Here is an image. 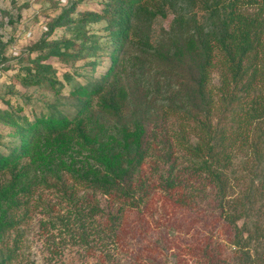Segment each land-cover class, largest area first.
<instances>
[{
	"label": "trees",
	"instance_id": "1",
	"mask_svg": "<svg viewBox=\"0 0 264 264\" xmlns=\"http://www.w3.org/2000/svg\"><path fill=\"white\" fill-rule=\"evenodd\" d=\"M176 1L185 4L176 13L180 25L163 33L158 44L148 33L159 14L156 0H97L101 8L82 11L79 19L70 9L61 25L84 29L82 37L41 42L44 55L36 71L27 72L26 86L39 85L56 95L64 92L57 71L44 63L50 57L88 60L95 68L96 59L108 56L112 64L100 77H84L82 71L66 76L73 84L69 95L79 102L74 113L54 103L34 107L31 116L9 103L0 110V122L11 128L8 141L0 142V264H34L23 251V228L32 209L39 207L62 223L72 215L80 220L105 217L104 225L95 228L99 239L110 238L111 258L120 263L126 251L121 241L126 208H142L150 195L143 166L157 131L163 132V158L169 164L157 187L171 197L188 173L205 177L235 230L232 246L243 255L239 264H260L264 0ZM101 21L107 23L105 41L87 29ZM134 44L142 63L124 71L122 52ZM218 63L220 84L214 89L212 70ZM80 75L84 82H71ZM95 110L120 122V128L104 137L94 134ZM172 125L179 133L175 149L168 136ZM55 187L61 192L58 203L69 207L66 216L56 217L58 203L46 206L36 200L38 192ZM95 194L114 208L106 210ZM171 256L172 264L181 263L180 255Z\"/></svg>",
	"mask_w": 264,
	"mask_h": 264
},
{
	"label": "rangeland",
	"instance_id": "2",
	"mask_svg": "<svg viewBox=\"0 0 264 264\" xmlns=\"http://www.w3.org/2000/svg\"><path fill=\"white\" fill-rule=\"evenodd\" d=\"M100 8L97 0H0V110L6 109L9 103L14 107H23V112L31 116L34 107H46L48 103H54L66 112H75L79 102L69 95L73 84L65 80L66 76L82 71L84 77L89 74L100 77L112 64L110 57L96 59L95 68L88 60L77 63L66 62L59 57L44 60V63L53 66L58 79L65 84L64 92L60 95L45 91L39 85L26 86L24 78L27 72L36 71L34 67L39 57L44 55L43 50L39 49L43 40L51 42L65 36L82 37L84 29L61 25L64 17L71 13L70 9H75L72 17L79 19L82 11ZM184 8L185 4L176 0L154 2V10L159 14L148 28V33L153 35L156 44L163 33L179 27L180 24L176 22L180 18L176 13ZM257 10L252 9L253 12ZM106 25L105 21H101L89 24L87 29L92 34L101 35V40L105 41L108 39ZM138 55L139 47L136 44L122 52L124 71L141 65L143 59ZM220 71L218 63L212 70L211 84L214 89L219 87ZM82 75L71 82H84ZM93 121L94 134L99 137H104L108 131H117L121 125L97 110ZM169 129L168 136L175 149V139L179 133L175 125ZM10 130V127L0 122V142L8 141ZM154 136L155 142L143 166L142 176L151 189L150 195L141 205L142 208H126L123 219L125 231L121 238L126 249L123 260L117 263L111 258L113 253L107 235L102 237L103 240L99 239L95 226L99 223L104 225L105 217L87 216L80 220L72 215L70 218L67 216L62 223L46 215L45 207H39L32 209L23 228V251L34 264H172V253L180 255V264H216L219 260L239 264L243 261L242 253L232 246L235 230L224 219L215 189L205 177L188 173L177 194L171 197L161 187H157L160 173L166 171L169 164L163 158V132L157 131ZM59 189L41 190L36 194L37 202L46 206L58 203ZM95 199L106 210L114 208L109 207L100 194H95ZM68 208L64 202L56 204V217L66 216ZM50 219L54 223L48 222ZM243 222L240 221V225ZM251 251L255 255L254 248ZM256 255L260 259L259 263L264 264V249H260Z\"/></svg>",
	"mask_w": 264,
	"mask_h": 264
}]
</instances>
